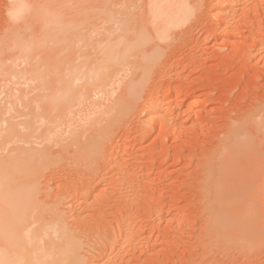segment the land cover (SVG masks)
<instances>
[{"label": "rangeland", "instance_id": "rangeland-1", "mask_svg": "<svg viewBox=\"0 0 264 264\" xmlns=\"http://www.w3.org/2000/svg\"><path fill=\"white\" fill-rule=\"evenodd\" d=\"M105 1L0 0V66L7 70L0 74V136L15 126L30 144L22 143L21 133L12 135L18 143L12 139L5 146L2 137L0 143L13 157L18 147L50 153L39 162L25 161L21 182L39 178L34 187L31 179L30 189L38 187L37 199L45 204L60 199L70 227L78 213L98 214L82 205L85 198L74 187L95 185L89 204L108 203L118 191L109 212L88 218L93 224L112 221L114 232L101 239L110 258L109 236L125 218L142 229L137 243L149 248L145 264H264V240L255 246L234 237L233 229H217L223 211L208 208L217 192L210 171L222 164L232 168L226 152L240 150L247 168L235 161L240 174L233 175L235 168L223 173L235 190L250 189H240L239 196L253 198L264 227V0H231L228 17L219 12L230 0H188L186 11L181 0H172L148 21L145 0H113L107 14L97 13ZM17 4L23 11L11 28L9 10ZM89 10L94 18L85 23ZM25 43L34 44L29 56ZM47 104L57 111L49 113ZM40 114L46 116L36 123L42 129L31 135L22 127ZM2 150L1 160L8 155ZM114 161L124 167L113 168ZM125 177L130 183L124 187ZM136 196L138 204L122 209ZM91 251L88 263H99L103 255Z\"/></svg>", "mask_w": 264, "mask_h": 264}, {"label": "bare ground", "instance_id": "bare-ground-1", "mask_svg": "<svg viewBox=\"0 0 264 264\" xmlns=\"http://www.w3.org/2000/svg\"><path fill=\"white\" fill-rule=\"evenodd\" d=\"M124 1H130V0H124ZM145 1H146L145 8L147 10L146 11L145 20L148 21L152 16H156V15L162 14V12L164 10L163 6H165V4L169 3V1H172V0H145ZM187 1L188 0H181V2L183 3L182 6L184 7V9H183L184 11H186L185 8H187V4H186V3H188ZM109 2H113V0H107V1L103 2L102 5H101V6H103V9H101L99 7L97 9H95V8H93V9H95L97 11V13L100 10L102 15H103V13L107 14V12H108L107 4H109ZM18 5L19 4H17V6ZM20 5H21V2H20ZM17 6H16V8L14 7V8H11V10H9L10 11L9 13H11V15L14 18V19L11 18V20H10L12 24H14L16 22L15 19L16 20L19 19V21H20L19 17H21V15H22L21 12L23 10L20 9V6H18V7ZM50 6H51L50 4H46L45 9L46 10L48 8L50 9ZM221 6H222V9L220 10L219 15L228 17L230 13H227V12L229 11V9L232 6V1L231 0L229 2L225 1V2H223V4ZM22 7H24V6H22ZM60 7H58V9ZM59 10H62V7ZM64 10H65V8H64ZM104 10H107V11L105 12ZM53 11H56V9L53 10ZM102 11H103V13H102ZM225 11H227V12H225ZM42 12H44V11H42ZM42 12H41V14L38 15V20H40V21H42V19H44V17L42 18L43 14H44ZM48 12L50 14L51 11H48ZM62 12H63V10H62ZM80 12H79V14H80ZM89 12H90V14L87 17L88 21H86L85 23L90 22L94 18V15L91 13L92 11L89 10ZM45 13H47V12H45ZM63 13H62V15H63ZM66 13H68V12H66ZM101 14H98V15H101ZM51 15H52L53 19H57L58 18V16L56 15L57 16V18H56L54 16L55 14H53V13ZM62 15H60V17ZM39 17H41L42 19H40ZM64 17H66V16H64ZM77 17H79V15H77ZM61 18H63V17H61ZM48 20L49 19H47V22H48ZM78 20L80 21L81 19L79 18ZM45 21H46V18H45ZM47 22H45L46 24L44 23L46 26H48ZM50 22L52 23L51 20H50ZM63 22H64V20L63 21L61 20L59 25L63 24ZM11 23H10V25H11ZM54 25H56V24H54ZM11 28H15V24H14V27L12 26ZM42 28H45V26H43ZM28 30H29V28L27 30H25V31H28ZM19 31H21V30H19ZM143 31H145V30H143ZM15 33H19V32L16 31ZM4 34L5 33H3V35ZM141 35H143L142 32H141ZM15 36H16V34H14V37ZM17 37L19 38V35L16 36V39H18ZM19 40H22V37ZM22 41H20V43ZM0 42H1V39H0ZM18 43H19V41H18ZM18 45H20V44H18ZM22 45H24V44H22ZM25 45H26V43H25ZM25 45H24V49L25 48H26V50L28 49L27 50L28 52L27 51H24V52H27L28 54L27 53H25V54L27 56H29L30 49L33 48L32 46L34 44H32L31 47H30V45L29 46L26 45V47H25ZM14 46L16 48L15 44H14ZM14 46H13V48H14ZM141 46H142V44H141ZM29 47H30V49H29ZM1 48L3 49L5 47H1ZM10 48L11 47H9L7 49V50H9V52H10V50L13 51L15 49V48L14 49H12V48L10 49ZM20 49H22V48H20ZM21 51L22 50H19V52L22 55ZM5 52H6V50H5ZM9 52L7 51L6 53L9 54ZM1 54L3 55V52ZM4 55L6 56V54H4ZM15 56L17 57L18 55H15ZM8 57H9V55H8ZM0 58H2V57L0 56ZM3 59L5 60V58H3ZM11 59H10V61H11ZM12 61H14V60H12ZM1 62L4 63V61H1ZM0 65H1V63H0ZM0 67H2L0 69V74H4L7 71L6 68H5V63L2 66H0ZM10 68H12V66ZM1 70H3V71H1ZM36 70H35L36 72H39L38 69H36ZM11 71H13V70H11ZM11 73L12 72H10V74ZM6 74H8V73H6ZM13 75H14V73H13ZM17 75L18 74H16V76ZM37 75H39V77H40L41 76L40 72ZM38 104L39 103L37 102V105ZM47 105L48 106H46V108H48L49 113L52 112L53 110L57 111V108H58L57 106L55 108V105H53V104H47ZM160 106H161V104H160ZM38 108H42L40 106V104L38 105ZM49 113H47V114L51 116V114H49ZM1 116L2 115H0V117ZM43 117H46V116L40 114V116L33 117V119L30 122L27 123V126L22 124V125H24L22 128L25 127V129H27V132H30L31 135L32 134H38L39 132H37V131H39V129L41 128V127L39 128L38 126H41V124H39L37 126L36 123L39 122V119H40V123H42L41 118H43ZM48 119L50 120L51 117L50 118L48 117ZM43 121H45V120H43ZM237 127H239V126H237ZM10 128L11 129H9V130L8 129H6V130L4 129V131H6L5 133L2 132L4 134V136H5V138H4L2 133H1L2 135L0 136V141L2 139H4L3 141H5V143H4L5 146H7L9 144V140L11 141V143H12V139L16 141L17 138H15V137L19 136V133H21V136H22V132H19V133L16 132L17 128L15 126L13 128L12 127H10ZM7 130H8V133H7ZM10 130H11L12 134H9ZM13 130H15V131L13 132ZM15 133L16 134L18 133V135H16ZM12 135H14L15 137L12 136ZM1 137H2V139H1ZM25 137L22 136L21 139L19 137L18 138L21 141L24 140L26 142V138ZM243 137L241 136L242 139H243ZM8 138H10V139H8ZM239 138H240V136H239ZM6 141L8 142V144L6 143ZM21 141H20V143H21ZM233 141H235V137H234ZM240 141L244 144V140H240ZM18 142L16 141V143H18ZM235 142H233L234 145H235ZM1 143L3 144V142H1ZM11 143H10V145H11ZM13 143L15 144V142H13ZM22 143H23V141H22ZM26 143H27V145L30 144L29 141H27ZM237 145H238V143H237ZM3 146L4 145L0 146V148H1L0 150H2ZM239 146H241V145L239 144ZM235 147H237V146H235ZM19 148L20 147L16 148V151L17 150L18 151H17V155L15 154L14 157L12 156L13 154L10 155L9 149L6 150V148H4L6 151H4V150L1 151L2 153L4 151L3 154H5L7 152L8 155L6 154L7 156H5V157H8V156L11 157L12 156L11 158L10 157H8V158L12 159L13 161H11L9 159L6 160L5 157H4V159H2L3 161L0 159V162L3 163V164L0 163V164H2L0 166V264H90V263H88V258L89 257L87 256L88 254L86 255V252H92L91 249H94L95 251H97L98 253H101V255H103V258L100 257L101 261L99 263H96V264H145V262L142 261V257L146 253L148 254V249L149 248H147L143 244L137 243L139 241V238H140V235H141L140 233L142 232V229L141 228H137V226H134V225H136V222L134 223L133 219L131 221V219L127 220L125 218L124 219L121 218L119 223H118V227H117L118 231H117V233L115 232V234H111V236H109V237H111V238H109L110 239V243H111V248L109 247V251L111 249V251H112L111 253L113 254V255L112 254L111 255L113 256V258H110L109 254H108V251L106 250L105 246L102 245L103 243H102V240H101L102 237L106 233L110 234L108 232L109 229L112 231L111 228H114V226L112 227V225H113L112 221H109L107 224L105 223V225H103L104 222L100 223V224L103 225V226H100L99 223H95L96 221H94V224H93V222L89 221L90 219H88L89 217H92L94 219H98L99 217L102 216V214L107 213L106 212V211H108L107 209H112L114 207L113 200H115L116 194L119 193L118 191H116L117 193L113 191L114 193H112L111 198H110L108 203L97 204L95 201H93L92 204H89L88 200L90 199L92 192L95 190V185L91 184V182H88V183H86L85 186H81V187H78V188L74 187L73 190H75L76 192L77 191L81 192V196L85 198V202H83L82 205H84L86 207L89 206V208H87L89 211H92L94 213L97 212L98 214L94 215V214L90 213L89 215L87 214L88 216H85V214L78 213L77 216H76V219H77L76 223L75 224L73 223L74 226L70 227L65 222V218H64V215H63L65 211L63 212V210L60 208V203H61L60 199H58V200L55 199L53 202L46 203V204L44 203V201L37 199L38 194L36 195V193L39 192V189H38V187H36V188H33V187H34V185L35 186L38 185L39 182L37 183V181H38L39 178L36 181H35L34 178H30V183H28V181H25L23 179H22V181L24 183H22L21 180H20V175L23 174V172H24L23 171L24 167H23L22 164H24L25 161L26 162L27 161L28 162L29 161L30 162H35V159H36V161H38L39 159H41L39 161H42V160H44L43 159L44 156H47V159H48V156L50 155V153L46 149L44 151H39V150H37L35 148H33V149L31 148L33 151L31 149L29 150L30 153H31V156H29L30 153H29L28 149H26V151H25L24 147H22L23 149H19ZM237 149H238V147H237ZM10 151L13 152V150H10ZM27 151H28V155H26ZM223 151H225V150H223ZM244 152H246V151H244ZM48 153H49V155H48ZM226 154H228L230 156V158H232L231 159L232 163L229 162V163H231L232 168L229 167L227 169L230 174H232L230 172V170L233 171L234 170L233 168L237 167L238 165H239V167H241V165H242V169L247 168V167L243 168L244 167L243 159H245L243 157H245V156L242 155V151H240V150L231 151L230 154L227 151ZM220 155H222V154H220ZM223 155L225 156V154H223ZM222 157H220V158H222ZM247 157H248V155H247ZM47 159L45 158V161ZM241 159H242V162L240 161ZM222 160H223V161H221L222 163L225 162L224 159H222ZM235 161L238 164L237 166H235L236 165ZM4 162L6 163L5 165H4ZM244 162H246V161H244ZM240 163H241V165H240ZM119 164L120 163H118V162L116 163L114 161V164L112 165V167L116 168V169H118L120 167L121 168L124 167L123 165H121V164L119 165ZM244 164H246V163H244ZM217 166L215 167V169L217 168ZM226 167H227L226 165L222 164V165L218 166L217 170H215V169L213 170L212 169L210 171V174L213 175L214 178H217L215 181H213V186L214 187L216 186L215 187V192L216 191L217 192L215 193L216 196L213 199L214 201L212 200V203H211V205L208 206V208H210L211 210H216L217 212L219 211L218 212L219 215L223 211V214H224L225 218H221L223 216L222 214H221V216L218 215L220 217V220H219L220 222L217 221L218 225H219V226L217 225V229H220L221 231L227 230L225 228H228V229H231V230L233 229V231H235L234 232L235 234H233V236L236 237L238 240L243 241V242L248 241L249 243L251 242L252 245L256 246V245L259 244V242H262L264 240V227L261 226L260 216L258 214V213H260V211H258L259 209L256 206V204H254L252 202L253 198H250V196L247 195V197H249V198H247L245 200H244V198L241 199L242 197H240V196H241L242 193H240V189H241V192L243 191V193H244L245 189L242 190V188H243L242 187L243 185H242L240 189L238 188L239 190L238 189L235 190L236 189L235 185L234 184H232V185L230 184L231 183V179H229L230 182H228L229 180L226 178V176L228 177L229 174L228 173L227 174L223 173L224 170H226ZM19 169L22 170V173L19 172L20 171ZM235 169L237 170V168H235ZM227 170H226V172H227ZM236 170L233 171V175L236 174V173L240 174L239 172H241V171L238 172V170H241V168H239L237 171ZM249 171L250 170H248V174L251 173ZM17 172H19V173H17ZM252 172L254 173V171H252ZM29 174L31 176V171H30ZM125 175L128 176L129 174L126 173ZM233 175H232V177H233ZM250 175L252 176V174H250ZM236 176H237V174H236ZM23 177H24V175H23ZM242 177H244V176H242ZM242 177L240 176V178H242ZM28 178H26V179H28ZM125 178H126V181H125V183H123L124 187L127 185V183H130V180H128L127 177H125ZM31 179H32V181H35L37 184L31 183ZM235 180H237V179H235ZM238 180H237V182H238ZM240 180H242V179H240ZM39 181H40V179H39ZM242 181L246 182L247 179L246 180H242ZM99 182H100V184L102 182H104V178H101ZM234 182H236V181H234ZM247 182H246V186H248ZM250 182H249V186L251 185ZM239 183L241 184L242 182L240 181ZM30 184L31 185L33 184L32 185L33 189H35V190L38 189V190L36 192H35V190L32 191L31 190L32 188L30 189V187H31ZM227 184H229V186L230 185L234 186V189H230V187ZM239 185H236V187L239 186ZM246 186H244V188L247 189ZM226 187H228L229 189L228 188L226 189ZM229 190H231V191L234 190V192H235V194H233L234 196L230 195L231 192ZM249 190L248 189L245 190V193L249 192ZM236 191H237L238 194L236 193ZM228 192H230V194ZM251 192H252V190H251ZM232 193H233V191H232ZM246 194H244L243 197H246L245 196ZM137 195H138V193H137ZM96 197H97L96 199H98V197L100 198L101 195L97 194ZM58 198L62 199V197H58ZM126 198H130V197H126ZM131 198L132 199L126 200L125 204L123 203L124 206H122V209H126L127 210V206H132L133 207L136 203L138 204L137 201H138L139 198L137 196L136 197H131ZM240 199H241V201L242 200H244V201L241 202ZM230 200H231V204H232V202H235L237 205L235 204V206H234V204H233L234 207H231V208H229L230 206H226L227 204L230 205ZM43 203H44V205H42ZM46 205H48V206H46ZM224 205L226 207H228L229 209H227ZM221 209H222V211H221ZM225 212H226V215H225ZM218 216H216V217H218ZM215 220H217V218ZM221 222H223V223L225 222L224 223L225 225L223 226V223H221ZM230 226H233V228L232 227L230 228ZM234 228H235V230H234ZM115 229H113V230H115ZM112 232H114V231H112ZM128 256H131V257H128ZM157 260L158 259H156V262L154 261L153 263L157 264V262H158V264H159V261H157ZM93 263L91 262V264H93Z\"/></svg>", "mask_w": 264, "mask_h": 264}]
</instances>
